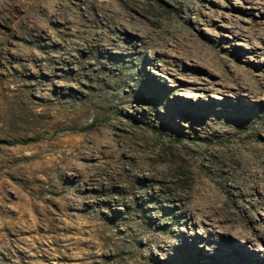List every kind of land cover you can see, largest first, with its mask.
<instances>
[{
    "label": "rangeland",
    "instance_id": "rangeland-1",
    "mask_svg": "<svg viewBox=\"0 0 264 264\" xmlns=\"http://www.w3.org/2000/svg\"><path fill=\"white\" fill-rule=\"evenodd\" d=\"M250 3L0 0V264H264Z\"/></svg>",
    "mask_w": 264,
    "mask_h": 264
},
{
    "label": "bare ground",
    "instance_id": "bare-ground-1",
    "mask_svg": "<svg viewBox=\"0 0 264 264\" xmlns=\"http://www.w3.org/2000/svg\"><path fill=\"white\" fill-rule=\"evenodd\" d=\"M251 5L252 10H255V13L258 14L259 19L258 21L251 20L249 23L253 25V27L250 26H244L243 29H241V32L237 34L238 32L232 33V38L235 37L237 39L247 38L252 45L255 46L256 51L260 50L261 52H257L259 56L264 57V0H248ZM227 10H230L232 12L231 19L229 22H234L235 14L234 12L227 6ZM258 42V44H256ZM182 56L177 57V59L182 62L181 60ZM261 67L264 71V63L261 64ZM226 75L228 78L234 79L235 82L237 80L236 76L239 77V75H242L243 78L251 84L252 87L255 89L264 92V77L259 76H250L249 73L246 71H242L240 69L235 70V72H231L229 70H225Z\"/></svg>",
    "mask_w": 264,
    "mask_h": 264
}]
</instances>
